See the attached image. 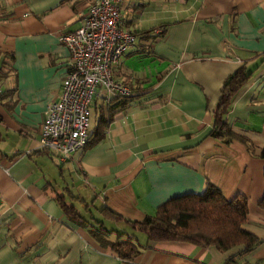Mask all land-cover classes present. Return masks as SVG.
<instances>
[{
    "label": "crops",
    "instance_id": "obj_1",
    "mask_svg": "<svg viewBox=\"0 0 264 264\" xmlns=\"http://www.w3.org/2000/svg\"><path fill=\"white\" fill-rule=\"evenodd\" d=\"M97 1L0 0V264H263L264 0H122L124 28L137 41L114 78L138 97L103 140L60 163L39 141L70 68L61 37ZM246 61L255 72L228 122L249 145L225 144L208 137L213 112L225 79ZM115 97L97 91L90 135ZM207 183L227 199H248L246 229L262 239L260 248L240 256L238 249L159 242L127 262L71 222L56 200L82 211L72 197L96 199L143 221Z\"/></svg>",
    "mask_w": 264,
    "mask_h": 264
},
{
    "label": "trees",
    "instance_id": "obj_2",
    "mask_svg": "<svg viewBox=\"0 0 264 264\" xmlns=\"http://www.w3.org/2000/svg\"><path fill=\"white\" fill-rule=\"evenodd\" d=\"M152 32L144 34L149 36ZM254 72L249 68V61H246L225 79L220 99L213 112V126L208 137L225 144L242 141L249 145L246 138L234 132L228 122V116L235 98L253 77ZM137 97L116 96L110 100L102 109L97 126L89 136L85 148L103 140L106 129L112 124L114 117L125 111ZM18 156L20 155L15 158ZM260 157L264 159V148ZM72 198L84 204L82 211L69 204L65 197L56 198L70 221L86 230L103 248L114 252L127 262L134 261L143 251L159 242H188L202 247H216L222 252L238 249L240 256L253 253L263 244L261 238L246 229L248 199L241 194L233 199H227L211 183H207L200 194L170 199L143 221L126 219L104 205H97L96 199L92 203H86L77 197ZM259 205L264 209V197ZM107 221L117 223L122 229L109 228ZM141 234L145 235L146 244L140 241ZM233 259L230 258L228 263L234 262Z\"/></svg>",
    "mask_w": 264,
    "mask_h": 264
},
{
    "label": "built area",
    "instance_id": "obj_3",
    "mask_svg": "<svg viewBox=\"0 0 264 264\" xmlns=\"http://www.w3.org/2000/svg\"><path fill=\"white\" fill-rule=\"evenodd\" d=\"M122 0H98L82 16L81 26L65 33L62 43L70 52V68L59 97L48 105L41 126V151L68 162L88 142L94 97H130L131 90L114 78V69L135 48L137 38L124 28Z\"/></svg>",
    "mask_w": 264,
    "mask_h": 264
},
{
    "label": "rangeland",
    "instance_id": "obj_4",
    "mask_svg": "<svg viewBox=\"0 0 264 264\" xmlns=\"http://www.w3.org/2000/svg\"><path fill=\"white\" fill-rule=\"evenodd\" d=\"M94 119H95V117L92 116V123L94 122ZM140 239H141V241H144L145 240V235L141 234L140 235Z\"/></svg>",
    "mask_w": 264,
    "mask_h": 264
}]
</instances>
